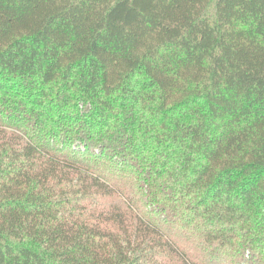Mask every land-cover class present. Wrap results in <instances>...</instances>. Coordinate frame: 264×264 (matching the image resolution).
Instances as JSON below:
<instances>
[{
	"label": "trees",
	"instance_id": "16d2710c",
	"mask_svg": "<svg viewBox=\"0 0 264 264\" xmlns=\"http://www.w3.org/2000/svg\"><path fill=\"white\" fill-rule=\"evenodd\" d=\"M0 264H264V0H0Z\"/></svg>",
	"mask_w": 264,
	"mask_h": 264
}]
</instances>
